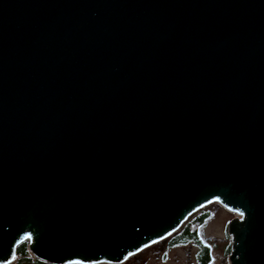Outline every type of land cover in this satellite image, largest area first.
<instances>
[{"label":"water","instance_id":"water-1","mask_svg":"<svg viewBox=\"0 0 264 264\" xmlns=\"http://www.w3.org/2000/svg\"><path fill=\"white\" fill-rule=\"evenodd\" d=\"M212 201L264 264V0H0V264H121Z\"/></svg>","mask_w":264,"mask_h":264},{"label":"rangeland","instance_id":"rangeland-1","mask_svg":"<svg viewBox=\"0 0 264 264\" xmlns=\"http://www.w3.org/2000/svg\"><path fill=\"white\" fill-rule=\"evenodd\" d=\"M204 210L210 211V217L201 227L202 236L211 247L212 260L210 264H230V252L226 253L229 245L231 247L227 226L238 215L226 210L219 203L212 201L193 212L182 226ZM196 253L197 246L194 243L168 246L166 241L160 240L144 248L121 264H197ZM16 260L17 256L15 261L10 264H14Z\"/></svg>","mask_w":264,"mask_h":264},{"label":"trees","instance_id":"trees-1","mask_svg":"<svg viewBox=\"0 0 264 264\" xmlns=\"http://www.w3.org/2000/svg\"><path fill=\"white\" fill-rule=\"evenodd\" d=\"M210 217V211H202L201 214L192 218L187 224L181 226L175 233L162 241H166L168 246L194 243L197 246V264H210L212 260L211 247L202 236L201 227ZM230 252V245L226 253ZM17 260L14 264H50L34 258L29 252L28 243H21L16 248Z\"/></svg>","mask_w":264,"mask_h":264},{"label":"bare ground","instance_id":"bare-ground-1","mask_svg":"<svg viewBox=\"0 0 264 264\" xmlns=\"http://www.w3.org/2000/svg\"><path fill=\"white\" fill-rule=\"evenodd\" d=\"M227 210V209H226ZM232 212V211H231ZM232 213H234V212H232Z\"/></svg>","mask_w":264,"mask_h":264}]
</instances>
